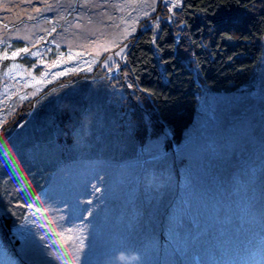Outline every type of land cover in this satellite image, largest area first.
<instances>
[{"label":"rangeland","instance_id":"obj_1","mask_svg":"<svg viewBox=\"0 0 264 264\" xmlns=\"http://www.w3.org/2000/svg\"><path fill=\"white\" fill-rule=\"evenodd\" d=\"M182 2L0 0V142L89 101L36 195L5 178L0 264H264V53L248 85H201L180 142L129 87L132 38L183 33Z\"/></svg>","mask_w":264,"mask_h":264},{"label":"trees","instance_id":"obj_2","mask_svg":"<svg viewBox=\"0 0 264 264\" xmlns=\"http://www.w3.org/2000/svg\"><path fill=\"white\" fill-rule=\"evenodd\" d=\"M180 16L183 33L167 22L156 37L149 28L134 35L125 67L141 101L172 129L177 142L195 118L202 84L213 92H232L255 77L264 53V0H243V5L237 0H183ZM229 16H242L243 21L228 27L218 23ZM188 52L192 61H186ZM88 103L84 96L71 97L61 110H53L55 117H47L51 107H39L40 118L26 131H13L21 123L20 118L3 131L1 196L5 178L14 179V185L22 187L21 194L34 196L39 192L49 173L63 164L65 156L60 149L64 141L73 144L70 131L86 116ZM51 117L54 120L47 123ZM10 148L14 154L5 152Z\"/></svg>","mask_w":264,"mask_h":264},{"label":"snow or ice","instance_id":"obj_3","mask_svg":"<svg viewBox=\"0 0 264 264\" xmlns=\"http://www.w3.org/2000/svg\"><path fill=\"white\" fill-rule=\"evenodd\" d=\"M238 5H243V0H237ZM205 11H207V9H204ZM243 21V17L242 16H229V17H223L221 18L218 23L224 25L225 27L228 26H235L236 24H239ZM226 38L231 39V36H227ZM28 49L27 48H21L18 49L17 51L12 53V57L15 58L16 56H18L20 53H27ZM33 56L38 55V53L33 52L32 53ZM229 59H231V57H229ZM61 63H63V61H60ZM55 66V64H53V67ZM63 73H56L54 75H61ZM46 75V74H45ZM43 81H38V83H42ZM134 85L130 84L129 87H133ZM144 91H148L147 89H144ZM29 207H31L29 205Z\"/></svg>","mask_w":264,"mask_h":264},{"label":"clouds","instance_id":"obj_4","mask_svg":"<svg viewBox=\"0 0 264 264\" xmlns=\"http://www.w3.org/2000/svg\"><path fill=\"white\" fill-rule=\"evenodd\" d=\"M139 258L135 253H132L129 257V264H133V262L137 261Z\"/></svg>","mask_w":264,"mask_h":264}]
</instances>
